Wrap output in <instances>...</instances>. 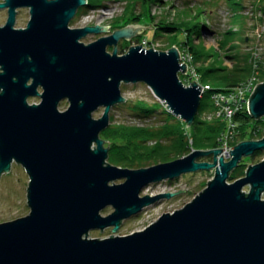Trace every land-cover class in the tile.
Listing matches in <instances>:
<instances>
[{
  "label": "water",
  "instance_id": "water-1",
  "mask_svg": "<svg viewBox=\"0 0 264 264\" xmlns=\"http://www.w3.org/2000/svg\"><path fill=\"white\" fill-rule=\"evenodd\" d=\"M87 0H4L0 26V176L13 162L29 176L25 216L0 223V264H264V159L245 177L228 183L243 156L264 151V137L242 140L231 158L222 149L195 150L149 167L106 162L100 133L113 105L122 103L121 83L144 82L177 118L194 121L201 87L179 78L187 65L179 49L129 47L120 39L146 27L128 24L85 44L88 34L108 26L71 28ZM29 8L25 28H15L17 9ZM150 26V25H149ZM108 46H114L112 53ZM38 97V103H30ZM67 100L65 110L59 109ZM104 107L103 115L93 113ZM247 110L264 118V82L250 94ZM96 144V145H95ZM214 154L213 163L196 161ZM214 169L206 187L183 207L163 213L142 230L91 238L175 193L140 196L142 189L198 170ZM123 179L121 183L110 182ZM248 185L249 191L243 188ZM113 211L102 215L106 207Z\"/></svg>",
  "mask_w": 264,
  "mask_h": 264
},
{
  "label": "rangeland",
  "instance_id": "rangeland-1",
  "mask_svg": "<svg viewBox=\"0 0 264 264\" xmlns=\"http://www.w3.org/2000/svg\"><path fill=\"white\" fill-rule=\"evenodd\" d=\"M88 1V0H87ZM203 0H189L190 7H194L195 4L198 6ZM242 3V7L237 11L234 8V4L232 0H218L219 5L217 8L212 11L207 16L206 14V22L209 24L208 29H203L200 31L199 36L192 37V41L194 44H197V47L201 48L203 56L200 57L198 61L195 59L194 55L178 45L177 40L170 39V35L165 32H160L158 35L154 37L153 27L159 21H173L180 17L187 16L192 11H182L184 7H188V2L186 0H160L155 1L156 3L151 4L150 6V14L154 15L156 20L155 22H148V20L143 19L141 21V16H143V9L141 7L140 2H135V0H100L96 2V5H85L78 9L74 18L70 21L69 26L71 28H80L85 26H95L96 24L101 25V29L103 26H108L107 30H102L100 33H91L83 37L80 41L88 44L97 40L99 37L108 36L113 33L114 30L121 29L128 24H140L139 31H135V34L131 37L133 40L135 37L143 36L144 38L140 40V42L130 41L129 47L133 45L141 44L142 47L148 49L152 48L154 50L167 51L172 46H175L179 49L180 53V63H185L187 65L188 72L192 71V77H185L184 75H179V78L182 80L185 86H189L192 81L197 82L200 87L204 85H208L204 83L202 80V72H200V68H205L209 66H215L216 71L214 74H227L233 73L234 66L238 64L237 61L240 62L244 66V61L249 58L248 56L253 57L252 63H250V71L243 78L242 81L239 82V86L249 85L250 82H253V85L264 82V76L261 78L262 70H264V4L259 2L258 0H240ZM0 2H4V0H0ZM186 2V3H185ZM135 5H133V4ZM133 5V6H132ZM199 7V6H198ZM132 11H136L138 14V18L140 22H132L125 24L124 19L117 20L123 13H127V16H130ZM147 12V11H146ZM192 15V14H191ZM194 15V13H193ZM240 15V19L236 21V16ZM30 13L29 8L20 7L17 9L15 28H25L26 24L29 20ZM7 19V8L0 9V26H3ZM150 25V26H149ZM121 26V27H119ZM233 32H228L227 31ZM240 31V33L236 32ZM184 34V33H183ZM228 38V44L220 46V43L225 36ZM243 40H242V39ZM183 39V37H181ZM194 39V40H193ZM124 39H120L119 43ZM143 40H146V43H143ZM118 43V44H119ZM117 44V45H118ZM114 46H108L107 51L112 53ZM129 47L125 50L118 53L119 55L125 54ZM117 48V46H116ZM219 49V50H218ZM244 57V59H243ZM239 59V60H238ZM256 61V62H255ZM256 64H255V63ZM182 74V73H180ZM246 82V83H245ZM236 85V86H238ZM236 86L232 87L235 88ZM121 93L125 98V101L122 103L115 104L111 107L109 112V125L106 127L113 125H122L120 128L124 131L125 135L129 134V131L124 128L135 126V127H146L151 125H159L163 124L166 118V114L162 113V110L159 113H154L150 115L139 116L136 115L129 106L132 105L135 101L142 100L148 103L160 102L157 97L153 95L148 85L144 82L137 83H124L121 84ZM240 93V92H239ZM250 94L246 95V98ZM202 97V96H201ZM210 98V97H209ZM40 99L38 97H30V103H38ZM212 101V100H211ZM213 103V101H212ZM163 104V103H162ZM69 103L67 100H63L59 104L60 110H65L68 107ZM164 108L166 106L163 104ZM215 108V107H214ZM211 110L207 113L206 117H201L198 115V112L195 117L206 119L208 121L219 120L223 124V131L215 137L213 140L217 138L218 143L214 146L212 141L211 143L197 147L192 135L188 136L187 147H184V150H181L178 155V158H182L191 154L195 150H212V149H222L219 155L224 154L226 150H228V154L230 156L226 157L224 160L228 161L231 158V151L236 144L240 141H237V137L239 135V123L236 121V126L234 128V137L231 139H226L227 126L225 123V115H219L217 110ZM228 108V107H227ZM104 107L98 108L94 113V118H100L103 115ZM227 113L226 115H228ZM227 118V117H226ZM229 118V117H228ZM186 127V129H190L191 126L194 125V121L191 125H188L186 120H182ZM158 123V124H157ZM105 128V129H106ZM104 131V130H103ZM102 131V132H103ZM100 133V138L105 140L104 147H108V156L106 162L109 164H113L123 168H140V167H149L153 165H157L164 162H169L175 159L166 160L164 157H160L157 159L155 155L150 156L147 152V148L149 146L155 145L161 142L159 140H151L144 143V147H138L134 142L131 143L132 147L134 146L135 153L138 155V160H143V164L134 167H126L121 165L118 162L113 161L110 158V150L108 139H105V134ZM107 134V133H106ZM200 135V134H198ZM264 137V136H263ZM223 139V140H222ZM261 139V138H259ZM244 140H250L244 139ZM257 140V139H256ZM96 145V144H95ZM214 146V147H213ZM227 146V147H226ZM211 158L209 160H200L196 159V161H208L209 163H213L214 154L210 153ZM150 157V158H149ZM146 159V160H144ZM264 159V151L256 150L251 156H243L240 163L242 165H237L233 171L235 173L232 177H229L227 180L228 183H232L235 180L245 177L246 170L249 165H253L261 162ZM121 165V166H120ZM214 176V169L210 170H198L195 172L185 173L174 179H166L158 183L150 184L148 187L144 188L143 191L140 192V196L143 195H156L159 193H174L179 190H186L178 192L172 198H162L157 202L151 204L150 206L143 209L138 214L132 215L129 218L123 220L121 226L116 232H112V228L108 227L104 230H92L89 233V237L91 238H105L109 237V235H127L134 231L142 230L150 223L157 220L159 216L166 212H173L176 209L183 207L187 202L191 201L196 194L202 191L209 180H211ZM123 179H118L110 182V184H118L121 183ZM29 184V176L25 172L24 168L18 164L13 162L11 169L9 172H5L0 176V223L5 221L14 220L16 218L25 216L29 213V206L27 204V186ZM244 191H249V186L246 185L243 188ZM264 198V194L262 195ZM113 211V208L108 206L101 211L102 215H108Z\"/></svg>",
  "mask_w": 264,
  "mask_h": 264
},
{
  "label": "trees",
  "instance_id": "trees-1",
  "mask_svg": "<svg viewBox=\"0 0 264 264\" xmlns=\"http://www.w3.org/2000/svg\"><path fill=\"white\" fill-rule=\"evenodd\" d=\"M100 0H88V6L96 5V2ZM156 0H135V2H140L141 7L143 9V16H141V21L143 19L148 20V22H155L156 18L154 15L150 14V6L155 2ZM160 1V0H157ZM230 1V0H229ZM234 4L235 9H239L242 7V3L240 0H232ZM262 4H264V0H258ZM188 2V7H184L182 11H192L194 13H190L187 16H182L178 19H175L173 21H165L161 20L157 22V24L153 27V34L154 37L158 35L160 32H165L170 35V39L173 38V40H177L178 45L180 47L187 49V51L191 52L195 59L198 61L200 60V57L203 56L202 50L197 47V44H194L192 41V37H196L200 35V31L203 29H208L209 24L206 22V17L208 14H210L212 11H214L217 6L219 5L218 0H203L199 2L198 6H195L192 8L189 6L190 2L189 0H186ZM185 2V3H186ZM133 4V3H131ZM135 5V4H133ZM132 5V6H133ZM147 11V12H146ZM207 12V16L205 14ZM128 13V12H127ZM127 13H123L121 17H119L117 20L124 19L125 24L132 23V22H140L138 21V14L136 11H132L130 16H127ZM192 14V15H191ZM240 19V15L236 16V21ZM154 24V23H153ZM121 27V26H119ZM228 32H233L227 31ZM240 33V31H236ZM184 33V34H183ZM223 36H225L223 34ZM183 37V39H181ZM194 37V38H195ZM143 36L135 37L133 40H123L117 45V51L118 53L126 48L129 47V42L132 40H136V42H140L141 39H143ZM242 39V38H241ZM194 40V39H193ZM243 40V39H242ZM220 43V46L228 44V38L227 35L223 38V40ZM114 49V47H113ZM219 50V49H218ZM248 59L244 61V64L247 66H244L240 62L243 61H237L238 64L234 66L233 73H227V74H214L216 69L219 67H205L200 68V72H202V80L204 83H207L208 85L213 88L212 90H226L229 88H232L239 84L240 81L245 78V76L250 71V63H252V59H254L251 56H248ZM244 59V57H243ZM239 60V59H238ZM183 75V74H180ZM264 76V70H262L261 78ZM129 108L139 116L144 115H150L154 113H159L160 110H162L163 114H166V118L163 124L159 125H151L146 127H135L130 126L124 128L125 130L129 131V134L125 135L124 131L120 128L122 125H113L109 126L108 128L104 129L102 134H105V139H108L110 142L109 144V150L111 152L110 158L120 163L123 166L126 167H134L139 166L143 164V160H138V155L135 153L134 146L132 147L131 143L134 142L136 146L138 147H144V143L151 141V140H159L161 139V142L163 143H156L155 145L146 147L147 152L150 156L155 155L157 156V159L160 157H164L167 161L171 159H175L178 155V153L181 150H184V147H187V140L188 136L192 135L194 138L195 144L197 147H201L204 145H207L209 143H213L215 146L218 141L217 138L213 140V137L216 135L218 136L221 131H223V124L219 120H212L208 121L206 119L195 117L194 125L190 127V129L185 130V123L180 119L175 117L171 112H168L166 108H164L163 104L160 102H154V103H148L146 101L138 100L132 103V105L129 106ZM214 106L209 98V94L205 93L201 97V101L198 108V115H200V112H209L213 110ZM201 116V115H200ZM235 120L239 123V135L237 137V141H242L244 139H259L264 136V118L260 119H254L250 116L247 109H244L243 111H240L236 114ZM107 133V134H106ZM200 134V135H198ZM105 141V140H104ZM213 146V147H214ZM178 152V153H177ZM150 158V157H149ZM178 158V157H177ZM211 156H205L201 157L200 160H209ZM146 160V159H144ZM243 163H240L239 165H242ZM120 165V166H121ZM235 173V170L230 172V177Z\"/></svg>",
  "mask_w": 264,
  "mask_h": 264
},
{
  "label": "built area",
  "instance_id": "built-area-1",
  "mask_svg": "<svg viewBox=\"0 0 264 264\" xmlns=\"http://www.w3.org/2000/svg\"><path fill=\"white\" fill-rule=\"evenodd\" d=\"M143 43L145 44L146 40H143ZM182 74L185 77H189V78L193 76L192 71L188 72V70H186V72ZM250 83L251 84L249 85H244V86L238 85L233 89L229 88L226 90H212L210 85L201 86V96H203L205 93H208L210 99L213 101V106L215 107L214 110H217L216 112L219 113V115H225L224 121L226 123L228 133L225 134L226 139L224 138V140H227L228 137H229L228 139L234 137V128L236 126L235 116L238 112L247 109V103L249 97L247 99L246 95L251 94L257 85V84L253 85V82ZM229 102H231V104H229ZM227 113L229 114L226 115Z\"/></svg>",
  "mask_w": 264,
  "mask_h": 264
},
{
  "label": "bare ground",
  "instance_id": "bare-ground-1",
  "mask_svg": "<svg viewBox=\"0 0 264 264\" xmlns=\"http://www.w3.org/2000/svg\"><path fill=\"white\" fill-rule=\"evenodd\" d=\"M240 9V8H239ZM239 9H237V11L239 10ZM180 75V74H179ZM131 83H137V82H131ZM122 84V83H121ZM149 87V86H148ZM213 89V88H212ZM211 92V91H210ZM227 101H230V100H227ZM229 104H231V102H229ZM200 115H201V117H206L207 116V113H206V111H204V112H200ZM158 124V123H157ZM160 124V123H159ZM222 155V157L225 159L226 157H228V156H230L229 154H228V152L227 151H225V153L223 154H221ZM221 155H219V157H221ZM149 186V185H148ZM148 186H146V187H148ZM146 187H144V188H146ZM144 188L142 189V191L144 190ZM177 194V193H176ZM176 194H174L172 197H174ZM172 197H170V198H172Z\"/></svg>",
  "mask_w": 264,
  "mask_h": 264
},
{
  "label": "flooded vegetation",
  "instance_id": "flooded-vegetation-1",
  "mask_svg": "<svg viewBox=\"0 0 264 264\" xmlns=\"http://www.w3.org/2000/svg\"><path fill=\"white\" fill-rule=\"evenodd\" d=\"M119 43V42H118Z\"/></svg>",
  "mask_w": 264,
  "mask_h": 264
}]
</instances>
